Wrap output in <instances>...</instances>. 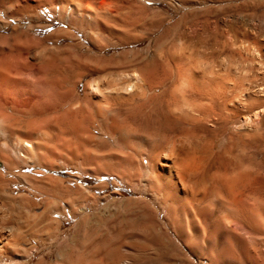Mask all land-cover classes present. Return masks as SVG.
Masks as SVG:
<instances>
[{"label":"bare ground","instance_id":"1","mask_svg":"<svg viewBox=\"0 0 264 264\" xmlns=\"http://www.w3.org/2000/svg\"><path fill=\"white\" fill-rule=\"evenodd\" d=\"M76 1L0 0V9L48 4L73 30L107 26L82 6L86 1ZM7 19L0 16L2 27ZM30 30L16 27L0 36V264H30L41 254L40 264L49 256L26 244L30 238L51 244L58 236L61 219L53 216L62 209L58 160L62 136L69 133L109 149L104 155L121 168L112 173L136 185L138 201L148 204L149 198L162 208L179 241L196 238L190 250L204 254L209 264H264V86H256L254 99L248 81L215 80L200 65L152 60L139 64L130 79L87 82L82 96L77 81L90 70L78 57L82 44H71L74 52L56 47L58 60L43 49L49 39L75 40L73 31L58 30L41 41L30 38ZM197 136L204 148L191 143ZM240 143L254 160L246 166L232 159ZM31 167L39 170L30 173ZM142 170L148 173L144 180ZM66 205L70 216L86 207ZM16 207L26 210L17 214Z\"/></svg>","mask_w":264,"mask_h":264},{"label":"rangeland","instance_id":"2","mask_svg":"<svg viewBox=\"0 0 264 264\" xmlns=\"http://www.w3.org/2000/svg\"><path fill=\"white\" fill-rule=\"evenodd\" d=\"M79 3L90 7L92 15L107 26L99 30L97 26L73 30L61 19L58 8L52 10L45 4L16 12L15 4L12 11L0 9L4 19L12 12L8 25L0 24V36L11 35L16 27L23 32L32 28L29 37L41 41L58 30L73 31L76 41L49 39L43 49L46 55L56 53L54 57L58 60L61 56L58 48L74 52L73 43L82 44L78 57L81 64L88 62L85 66L90 69L77 81L76 93L82 96L87 82L99 78L130 79L138 66L152 60L200 65L205 75L215 80L229 77L238 83L248 81L254 99H257L256 86H264V0H80ZM102 46H107L104 52L97 50ZM52 49L56 51L50 52ZM116 105L123 111L128 108L125 103ZM74 136L64 134L61 140L65 146L58 160L57 177L62 180L58 192L62 209L53 215L61 219L58 236L51 244L41 246L33 238L26 244L49 253L40 264H209L204 254L190 250L191 243H197L196 238L186 244L179 241L170 229V221L164 219L166 213L161 212L162 208L149 198L148 204L138 201L141 194L136 185L115 175L121 168L115 159L104 155L109 149L101 150L86 138L82 137L85 140L82 142ZM191 140L193 145L204 148L200 137ZM232 159L243 166L254 161L249 149L241 143ZM37 170L31 167L30 173ZM147 174L146 170L141 171L142 180ZM69 201L78 208L86 207L81 214L70 216L66 205ZM25 210L26 207H16L15 212L21 214ZM37 210L40 214L43 209ZM156 212H161L160 218ZM217 219L214 215L208 225L213 228ZM43 224L44 221H39L37 226L42 229ZM237 247L234 243V248ZM218 248L215 244L212 251L217 252ZM41 258V254L37 255L30 264H38ZM121 258L128 262L122 263Z\"/></svg>","mask_w":264,"mask_h":264}]
</instances>
